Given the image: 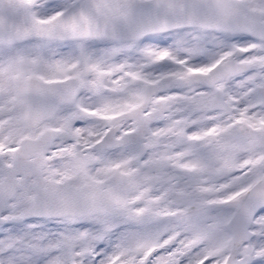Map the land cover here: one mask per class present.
Returning a JSON list of instances; mask_svg holds the SVG:
<instances>
[{
    "label": "flooded vegetation",
    "instance_id": "flooded-vegetation-1",
    "mask_svg": "<svg viewBox=\"0 0 264 264\" xmlns=\"http://www.w3.org/2000/svg\"><path fill=\"white\" fill-rule=\"evenodd\" d=\"M24 1L27 2L34 18L49 21L63 13L72 12L78 0ZM124 1L117 0L120 11ZM6 3L11 8L15 3H19V0H6ZM60 3L62 5L47 15L38 14V17L33 15L34 9L41 7L51 9ZM241 5L248 8L253 16L260 15L261 20L264 21V0H241ZM15 20L13 16L5 18V21L0 23V184L4 183L6 167L9 166L13 153L17 152V159L31 166L33 172L31 174L20 172L19 167H12V178L9 183L17 185L15 197L24 188L29 191V199L24 202V206L19 211L27 209L31 197L37 191L44 189L48 183H64L63 187L66 191L100 186L99 193L102 194L106 188L116 189V192H126L130 187L129 205L123 210L115 207L84 217L64 216L21 220L18 214L10 215L4 224L6 230L0 229V236L4 239L8 236L22 240L34 239L36 235H43L48 231L47 225L43 227L46 221H65L62 227L63 232L69 233L68 239L76 236V242L81 244L95 243L99 240H102V244L122 236L126 237L125 235L131 231H143L145 240L150 242L155 240L158 243L154 245L161 244L160 248L162 250L165 248L164 257L168 255L170 261L173 246H163V241L166 237L164 234L178 225L179 186L191 185L190 190L200 191L203 194L202 198L211 194L215 195L210 198V202L212 207L218 206L220 210V206H223V198L215 199L223 195V185L217 183L209 189L204 186L208 185L205 183L213 176L216 180L228 176V174L223 176L222 170L208 176V167L223 164V152L222 155L214 152L215 156L207 152L198 155V152H201L197 150L200 144L198 129L203 122L199 120L194 123L189 113L193 110L192 117L219 116L220 122L216 124L219 123L220 134L223 136V113L225 112L223 108L213 107L214 92L220 89L223 96L224 89L226 101L232 106V112L234 110L236 112L239 104L231 93L229 96L233 101L228 98L229 89L224 88L223 81L231 79L238 81L264 67L255 64L252 61L254 55L251 59L250 52L246 51L242 59L250 58L251 69L246 73L224 79L221 76L212 88H206L202 83L191 80L190 72H207L217 63L215 60L218 55L223 62V54L229 55L231 52L233 54L232 47H239L243 38H251V36L246 33L233 34L220 30H208L205 37L213 34L221 39L219 47L210 45L208 48L215 50L220 48V54H213L215 56L212 58L203 59L201 64H192L189 58L181 61L180 58L183 55L176 54L174 49L179 47L177 43L189 45L188 42L193 41L190 36H192L191 33H195L191 32L194 29H177L150 34L134 41L88 37L69 40L31 37L15 40L13 37L18 35L17 30L13 29L17 26L13 22ZM185 31L189 33H182L177 37ZM178 38L184 39L185 42L177 41ZM98 41L104 43L102 49L108 47V51L116 48H124L130 52L131 48L135 51L139 49L141 52L150 51L144 55L145 60L142 61L144 63L141 66L138 67L135 63L129 69V73L124 74L123 79L115 78L112 77L115 73L114 68L105 67L106 63L98 61V57L106 53L100 52L101 46ZM206 41L207 38L205 43ZM83 42H86L87 48H97L100 54L86 52L84 47L78 45ZM227 42L229 44L223 48V43ZM35 43L52 45L56 48L55 51L51 49L54 53L70 50L69 61L42 66L21 61V56L31 53L35 47H38ZM89 44L91 45L88 46ZM94 44H97L99 48ZM119 54L120 57L123 56L120 50ZM154 55L165 57L167 61H147ZM5 67H8L11 76L22 77L21 92L15 91V84L4 81ZM183 79L186 85L194 87V90L187 91L184 87L174 89V94L188 95L210 90L211 98L209 102L205 101V109L207 107L208 113H202L191 104L182 105V107L174 104L171 91L164 87L179 80L184 81ZM262 82L264 83V80ZM9 88L12 89L9 93L12 102L4 103L3 90ZM147 93L150 95L145 108L139 114L131 113V110L138 106ZM22 96L25 98L22 106L26 111L20 113L16 111L18 105L14 102ZM197 96L204 98L199 93ZM254 96L258 99L257 94ZM191 103L194 104L195 100ZM30 107L45 111L30 115L28 114ZM179 109L187 118L179 119ZM255 114L264 115V105L256 106ZM184 120L187 123L181 137L179 131ZM242 131L241 136L247 135L239 144L240 156L238 157L243 158L249 152H252L253 156L244 158L236 167L239 175L243 173L251 175L240 188L234 190L236 193L243 190L241 194L251 183L264 175V126L257 131L251 129L248 132ZM40 134L47 135L44 143L49 141L48 144L43 146L42 143L39 146L28 147L22 152L17 151L23 139H36ZM3 143L10 144L3 145ZM251 144L252 148L249 147ZM218 147L223 151V141L220 140ZM187 159H192L191 162L196 171L184 165ZM40 166L41 173H37V168ZM230 174H233L232 168ZM114 175L117 177L115 183L111 182ZM132 182L135 185L131 186ZM195 208L197 205L191 207V209ZM129 209L132 216L137 214L135 219L127 214ZM107 216L112 220H106ZM35 221L42 224L35 225L37 223ZM189 249L192 248L188 247ZM192 250L194 252V249ZM187 255L186 250H178L177 256L180 259L176 260V263L184 260ZM256 257L253 259L254 264L259 262V256Z\"/></svg>",
    "mask_w": 264,
    "mask_h": 264
},
{
    "label": "rangeland",
    "instance_id": "rangeland-1",
    "mask_svg": "<svg viewBox=\"0 0 264 264\" xmlns=\"http://www.w3.org/2000/svg\"><path fill=\"white\" fill-rule=\"evenodd\" d=\"M62 5V3L58 4L57 6H53V8L50 9V7H41L38 9H34L33 15L35 17H38L41 15H47L50 11L54 10L56 7H59ZM175 33V32H174ZM182 33L188 34V31L181 32L178 34L177 37H179ZM192 36V42H188L187 44H179L177 45L179 47H176L174 49V52L176 54H180V56L183 55V57H186L182 61H186L188 58L191 63H200L203 61V59L212 58L213 54H220V48L219 49H210L208 48L207 44L210 45H218L221 44V39L216 37L215 35H205L199 34L197 32L191 33ZM190 34V35H191ZM204 38V39H203ZM205 38H207V41L205 43ZM177 41L185 42V40L178 38ZM213 41V42H211ZM243 47L246 48L250 52V58L253 59L254 55V61L256 63L263 64L264 67V47L259 44V42H254L248 39L243 40ZM38 44V43H35ZM34 44V45H35ZM86 42L78 43L79 46L84 47L85 51L93 54H100L97 48H87L85 46ZM229 44L223 43V48L226 47ZM89 44L88 46H90ZM95 46L97 44H94ZM33 46V45H32ZM129 46V45H125ZM164 46V45H163ZM96 47L99 48L97 45ZM102 48V47H101ZM108 48V47H106ZM105 48V53L98 57V61L100 63H106L107 65H104L105 67H112L114 68L115 73L112 74V77L115 78H124V74H128L129 69L132 67L130 63L126 65L127 62H131L133 64L137 63L136 66H141L144 62L141 61V59L144 57V55L150 51L145 50L140 52L138 49L137 51H132L130 53H124L121 52L124 56L119 59L116 58L115 61H113V57H110L108 54L113 53L115 51H108ZM235 49V46L232 47ZM56 50L55 47L48 44H38V47H35V49L31 53L24 54L21 56V61L23 60L25 63L33 64L35 66H42L52 63H59L63 61H69V54L71 53L70 50H65L59 53H54L53 51ZM232 49V50H233ZM101 52H103L102 49H100ZM183 51V52H181ZM118 52V51H117ZM224 53V52H223ZM224 55V54H223ZM86 56V54H85ZM84 56V57H85ZM88 57V56H87ZM249 58V57H248ZM248 59V61L250 60ZM247 60V58L245 57ZM119 63V64H118ZM118 64V65H117ZM31 67V66H26ZM34 67V66H33ZM32 68V67H31ZM129 68V69H127ZM258 72V73H257ZM255 71L245 76L243 79H240L238 81H235L234 79L223 81L224 88L229 89L228 92V98L232 100V98L229 96L231 93L233 97L235 98V101L243 107L247 108L248 112L252 113L254 111V108L251 105V101L253 102L256 97L251 92L247 93L245 90L247 89V86L249 88L254 87L255 84H259L264 80V71L262 69H259V71ZM4 81L13 83L16 85L15 91L21 92L22 88V81L21 76H11L10 72L8 70V67H5L4 70ZM129 78V75H127ZM184 81L179 80L176 83H173L167 87H164V89H169L171 91V98L174 100V104L179 105L182 107V105H194L193 107L198 108L199 111L202 113H208V109L206 107L205 109V101L209 102L211 98V91L207 90H197L200 92H194L192 94H174V89H182L186 88L187 91H193L194 87H189L186 85L185 79ZM232 90V91H230ZM12 91V89H4L2 100L4 103H11V98L9 97V93ZM190 93V92H189ZM197 93H199L200 96H203L204 98H200L197 96ZM197 96V97H196ZM249 97L248 99H245L246 97ZM195 100V103L192 104ZM25 98L19 97L17 101L14 103L18 105V108L16 109L17 112L23 113L26 110L24 109ZM233 101V100H232ZM246 112V111H245ZM193 110L189 113L191 120L193 119V122L196 123L197 121H201L202 123V129H206L208 131V134L202 135L200 144L197 146V150L201 151L198 152V155L200 153H209L214 155V152H217L219 155H222L223 152V164H214L210 167H208V176H211L216 171L222 170L223 176L225 174H228L227 177H223L221 179H215L214 176L212 179H208L205 184H208L207 186H204L206 188H211V186L217 185V183H220L219 185H223V195L216 198L215 200H221L223 198V206H220V210L217 207H212V202H210L211 197H215V195L211 194L208 196H205L202 198L203 194L200 193V191H193L190 190L191 185H187L186 187H183L182 184L179 186V202H178V209H179V219H178V225L171 229L168 233H165L164 235L167 237L168 235L174 234V232H179L178 241L173 245L171 248V254L172 258L171 261H168L165 259V264H215L214 260H220L223 261L224 257L226 256L227 252L231 249V241L229 233L226 237V231L223 227L219 226V223H221V220H223V223L225 224V220L227 217L231 214V208L230 204L225 205V203H230L235 196L234 190L237 188H240V186L249 180L250 174L243 173L239 175L236 170H238V167L240 165V162L246 158V157H252L253 153L249 152L247 153L243 158L238 157L240 156V150H239V144L245 140L244 137L247 134H243L241 136L238 132L240 131L242 125L247 126L250 125V121H246L243 117H240L241 124L238 123L237 127L234 130H231V127L229 126L228 118L230 115H226L223 113V136L220 134L219 130V123L220 117L219 116H213V115H205L204 117H192ZM179 119L186 117L184 113H182L181 109L178 110ZM188 115V114H187ZM251 117V116H250ZM254 117V116H253ZM187 118V117H186ZM214 121V122H213ZM216 124L217 130L214 131V126ZM192 129V128H191ZM201 129V130H202ZM214 131V132H213ZM223 141V151L218 149V143ZM12 143V141H11ZM205 143H207L205 145ZM10 143H3V145H8ZM207 146V147H205ZM250 148L253 147L251 144L249 146ZM208 148V149H207ZM245 154V153H243ZM242 154V155H243ZM241 155V156H242ZM215 156V155H214ZM218 156V155H216ZM192 159H187V161L184 162V165L186 167H190L193 170L196 171V169L193 167V163L191 162ZM232 168L233 174H230V169ZM262 170V169H261ZM28 189L24 188L22 192L17 195L15 198H13L8 204L7 209L4 212L5 217L14 216L18 214V211L22 209L24 206V202L29 199L28 197ZM186 200H188L186 202ZM233 204V202H232ZM197 205V208L191 209L188 214H184V210L189 208L190 206ZM127 214L135 219L137 214H134L132 216L131 209L127 211ZM112 220L111 217L107 216L106 220ZM42 223H35V225H41ZM65 221L61 222H52V221H46L43 224V227L47 225L48 231L44 233L43 235H36L34 239L29 240H22L20 238H12L10 236L7 237L8 240H11V244L16 243L15 248L10 250L11 245H7L3 248L4 244H0V264H23L22 260H26L30 257L28 264H142V258L145 255L146 251L151 247L150 243H158L157 241H148L145 240L144 232L138 231L134 232L131 231L127 235H125V239L119 238L115 242L110 241L103 244H81L76 242V236L72 237L73 239H67L69 238V233H64L62 230V227L64 226ZM226 225V224H225ZM224 226V225H223ZM14 227V226H13ZM226 227V226H225ZM253 231L255 233L253 244L240 246L238 248V254L243 253H249L251 255H259L263 256V259L260 264H264V245L258 246L257 244L261 245L264 243V213L257 216L254 220V223L252 225ZM3 230H6L5 228H0ZM166 232V231H165ZM42 233V232H41ZM36 234V233H35ZM165 237V238H166ZM259 238H261L259 242ZM22 240V241H21ZM199 240V243L202 245H196V241ZM21 241V242H20ZM165 241V239H164ZM163 241V242H164ZM1 243V241H0ZM257 243V244H256ZM166 244V241L163 243ZM195 244L196 247L194 249V252H197L195 257H193L194 252L192 249L188 250V245ZM257 246H255V245ZM164 246V245H163ZM255 248L257 249L256 254H252L250 252H254ZM3 249V250H2ZM91 250L92 254L89 255L88 251ZM178 250H186L188 255L184 258V260L180 261L179 263H176V260L180 259L177 256ZM260 250V251H259ZM11 251V252H10ZM165 248L162 250L161 248H157L156 253L153 255L150 262H153V264H163L161 262H157L156 260H159L163 258ZM250 251V252H249ZM1 252H9V254L2 255ZM65 252V253H63ZM205 252H208L209 256L212 258V260H202V256ZM168 257V255H166ZM200 257V258H199ZM255 258V257H254ZM173 259V260H172ZM10 260V261H9ZM175 260V261H174ZM9 261V262H8ZM12 261V262H11ZM17 261V262H16ZM149 262V263H150ZM144 264V263H143Z\"/></svg>",
    "mask_w": 264,
    "mask_h": 264
},
{
    "label": "water",
    "instance_id": "water-1",
    "mask_svg": "<svg viewBox=\"0 0 264 264\" xmlns=\"http://www.w3.org/2000/svg\"><path fill=\"white\" fill-rule=\"evenodd\" d=\"M182 1L183 0H148L145 2L127 4L126 7L128 11L122 16H114L116 9L110 4L105 5V10L103 11L100 3L92 4L90 7L79 3V6H81L80 8H84L82 9L84 14H87H83V17L88 18L82 17L83 19L76 20L79 23H71L66 33L69 34V30H72L75 34L77 33L80 35H82L83 32V34L88 36L103 35L117 39H134L146 33L167 30L182 25L219 27L231 31H236L238 26L264 39V23L253 21L251 23L254 27H252L250 23L246 22L244 19H240L239 21L224 19L223 14L215 9L223 4L221 0H189L187 4ZM93 7H96L94 11L91 10ZM1 9H3V7ZM6 10H8L11 15L18 17L25 16L28 18L24 8H20L19 10L14 9L13 11L7 8ZM75 17L81 18L79 11L76 12L74 18ZM25 21L28 22L25 18L20 21L16 20L20 32L23 30L24 32H28V34L36 35L45 34L51 29L49 26L50 23H38L34 21L32 23L29 22L30 25L28 27L22 28L20 22ZM66 36L67 35H65V37ZM247 68L248 66L243 64L227 62L219 66L213 72H221V77L225 75H234L245 71ZM203 82L207 85H211L214 80H212L211 75H209L203 79ZM258 90L261 96V103H264V86H260ZM219 101L220 95L216 93L213 103L215 104ZM36 110L37 109L32 110V108H30V113L31 111L36 112ZM25 144L26 143H24V145ZM13 192L14 189H10V191L3 192V195L0 194V214L4 209L5 202L14 194ZM122 200L123 198L117 196L87 197L77 192H73L69 195L63 193L60 187L53 186L52 184L48 192L43 190L32 198L31 206L27 212H24V216H61L65 214L81 216L94 212L95 210L113 207L115 203L122 204ZM263 209L264 177L258 183L254 184L239 200L235 213L228 221V229L231 232V238L235 245L249 239L251 235L249 224L255 214ZM0 222H4V219L0 218ZM246 260L247 258L245 257L237 260L236 249L234 248L230 252L225 264H242Z\"/></svg>",
    "mask_w": 264,
    "mask_h": 264
}]
</instances>
